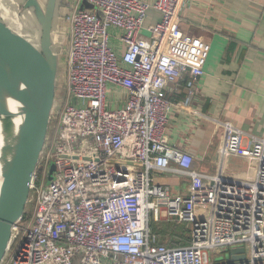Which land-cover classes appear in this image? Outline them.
Returning a JSON list of instances; mask_svg holds the SVG:
<instances>
[{
    "label": "built area",
    "instance_id": "built-area-1",
    "mask_svg": "<svg viewBox=\"0 0 264 264\" xmlns=\"http://www.w3.org/2000/svg\"><path fill=\"white\" fill-rule=\"evenodd\" d=\"M81 1L65 16L63 103L0 264H218L232 247L245 258L230 252L219 264H264V138L244 144L239 127L225 126L221 153L249 158L253 175L198 171L167 139V90L188 74V103L210 50L181 27L185 0ZM150 10L160 19L148 25ZM155 169L188 175L189 193L157 182ZM152 219L187 223L190 242L162 241Z\"/></svg>",
    "mask_w": 264,
    "mask_h": 264
},
{
    "label": "crops",
    "instance_id": "crops-1",
    "mask_svg": "<svg viewBox=\"0 0 264 264\" xmlns=\"http://www.w3.org/2000/svg\"><path fill=\"white\" fill-rule=\"evenodd\" d=\"M20 3L0 0V17L28 38H39L33 11L23 12ZM158 19L160 13L150 10L146 24ZM180 22L184 30L208 41L210 50L188 103V74L167 90L174 102L168 142L190 152L198 171L214 173L224 167L226 174L248 175L253 168L250 159L234 152L223 155L221 148L229 124L243 131L244 144L264 138V0H185ZM66 23L62 29L68 32L69 46ZM55 39L60 41L63 35L55 34ZM67 52L64 57L60 53L61 63L67 61ZM153 175L172 192L190 191L192 180L186 174L155 169Z\"/></svg>",
    "mask_w": 264,
    "mask_h": 264
},
{
    "label": "water",
    "instance_id": "water-1",
    "mask_svg": "<svg viewBox=\"0 0 264 264\" xmlns=\"http://www.w3.org/2000/svg\"><path fill=\"white\" fill-rule=\"evenodd\" d=\"M21 1L23 12L30 9L34 13L39 43L15 31L0 17V118L10 127L22 116L13 161L4 172L0 188V263L10 244L13 224L26 212L31 183L57 107L63 39L56 40L55 34L65 33L57 30L62 0ZM86 7L93 8L94 5L82 0L80 8ZM64 21L67 22L65 17ZM10 96L22 103L21 112L12 108ZM54 168L52 164L49 179ZM253 173L254 170L250 175ZM192 192L199 194L195 190ZM207 197L208 193L203 192L201 200H207ZM244 251V247L231 248L234 259L245 258Z\"/></svg>",
    "mask_w": 264,
    "mask_h": 264
},
{
    "label": "rangeland",
    "instance_id": "rangeland-1",
    "mask_svg": "<svg viewBox=\"0 0 264 264\" xmlns=\"http://www.w3.org/2000/svg\"><path fill=\"white\" fill-rule=\"evenodd\" d=\"M78 0H62L60 5V14L58 19V28L57 30H63L62 29V22L64 17L67 15L65 14L67 11H69L73 5H76ZM22 10V7H21ZM66 18V17H65ZM66 22V21H65ZM68 22V21H67ZM67 24V23H66ZM65 33L63 35L64 42L62 43L60 53L62 52V57L66 56V52L68 50V32L65 29ZM144 34L149 35L150 32L148 30L143 31ZM32 39L36 40L39 43V39L32 37ZM64 60V58H63ZM59 86L57 89V105L63 103V97L65 93V77H66V62L62 61V67L59 74ZM117 93L113 92L110 97L116 96ZM219 170V168H218ZM225 172V168H223ZM38 174L42 177L43 171L38 170ZM1 188V186H0ZM29 208V204L27 205V209ZM31 210V208H30ZM152 227L156 232H159L161 238L163 237L165 240H168L175 244H185L190 242V227L187 223L179 222L177 220H163V221H154L152 219ZM159 230V231H158ZM230 250L227 251H221L217 252L215 259L216 263L224 262L226 259L230 258ZM215 263V261H214Z\"/></svg>",
    "mask_w": 264,
    "mask_h": 264
},
{
    "label": "bare ground",
    "instance_id": "bare-ground-1",
    "mask_svg": "<svg viewBox=\"0 0 264 264\" xmlns=\"http://www.w3.org/2000/svg\"><path fill=\"white\" fill-rule=\"evenodd\" d=\"M10 97L12 108L16 109L17 112H21L22 103L14 96ZM21 124L22 116L12 122L10 127H7L4 123V119L0 118V186L3 181L5 170L12 164Z\"/></svg>",
    "mask_w": 264,
    "mask_h": 264
},
{
    "label": "trees",
    "instance_id": "trees-1",
    "mask_svg": "<svg viewBox=\"0 0 264 264\" xmlns=\"http://www.w3.org/2000/svg\"><path fill=\"white\" fill-rule=\"evenodd\" d=\"M37 39H39V38H37ZM31 40L33 41V42H35V43H38L36 40H34V39H32L31 38ZM52 132V122H51V127H50V129H49V133H51ZM159 231V230H158ZM160 232V231H159ZM158 232V233H159ZM161 233V232H160ZM161 240L162 241H165V242H167V243H170V244H175V243H172V242H170V241H168V240H165L163 237L161 238Z\"/></svg>",
    "mask_w": 264,
    "mask_h": 264
}]
</instances>
